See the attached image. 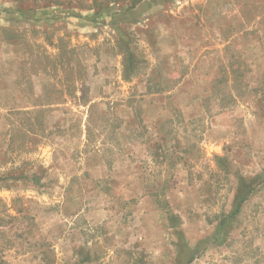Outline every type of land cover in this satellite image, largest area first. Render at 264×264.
<instances>
[{"label": "rangeland", "instance_id": "rangeland-1", "mask_svg": "<svg viewBox=\"0 0 264 264\" xmlns=\"http://www.w3.org/2000/svg\"><path fill=\"white\" fill-rule=\"evenodd\" d=\"M0 264H264V0H0Z\"/></svg>", "mask_w": 264, "mask_h": 264}, {"label": "crops", "instance_id": "crops-1", "mask_svg": "<svg viewBox=\"0 0 264 264\" xmlns=\"http://www.w3.org/2000/svg\"><path fill=\"white\" fill-rule=\"evenodd\" d=\"M127 143L130 144L131 143V140H127ZM126 157L128 158V160H130V162H132L133 152L127 153V156ZM130 168L131 167L129 165H127V166L123 167L122 172L125 173V172L129 171L128 172L129 176H132V175L134 176L135 175V177H136V179H135L136 180V184H132V182L129 181V182L126 183V188L131 190V185H132V188H133L132 190L133 191H135L137 189L139 191H148L149 190V187L145 185V182H144V184H142V181L145 180L144 177H143L144 173H142L141 170L140 171L139 170H136V169H131L130 170ZM109 173L111 175H113V174H118L119 172H114V171L111 172L110 171ZM114 185L119 186V184H116V183ZM121 188H123V187L122 186H119L118 189H121ZM145 195H147V194H145ZM145 198H147V197H145ZM145 198H143V199H145Z\"/></svg>", "mask_w": 264, "mask_h": 264}, {"label": "trees", "instance_id": "trees-1", "mask_svg": "<svg viewBox=\"0 0 264 264\" xmlns=\"http://www.w3.org/2000/svg\"><path fill=\"white\" fill-rule=\"evenodd\" d=\"M136 1H137V2H142V1H146V0H136ZM106 9H107V8H106ZM126 11H127V9H125V8H123V7H121V8H117V10H116V12H121L122 15H123L124 17L126 16V13H125ZM116 12H114V13H116ZM115 22L117 23V22H121V21H120V20H119V21L116 20ZM242 201H243V200H241L239 203H236V204H235V212H233L232 214H230L228 217L224 218V219L222 220L221 224L218 226V228L222 226V224L225 222V220L230 219V218L233 217L236 213H238V211L240 210V206H241Z\"/></svg>", "mask_w": 264, "mask_h": 264}]
</instances>
